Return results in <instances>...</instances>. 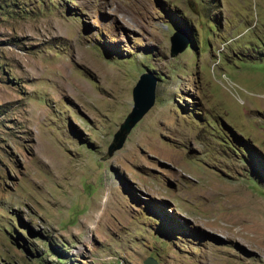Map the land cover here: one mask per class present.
<instances>
[{
  "label": "rangeland",
  "instance_id": "obj_1",
  "mask_svg": "<svg viewBox=\"0 0 264 264\" xmlns=\"http://www.w3.org/2000/svg\"><path fill=\"white\" fill-rule=\"evenodd\" d=\"M146 259L264 264V0H0V264Z\"/></svg>",
  "mask_w": 264,
  "mask_h": 264
},
{
  "label": "water",
  "instance_id": "obj_2",
  "mask_svg": "<svg viewBox=\"0 0 264 264\" xmlns=\"http://www.w3.org/2000/svg\"><path fill=\"white\" fill-rule=\"evenodd\" d=\"M171 49L170 56L175 57L182 53L188 46V42L184 41L182 34L176 31L170 38ZM157 79L151 73H143L139 76L136 84L132 89L133 105L130 113L120 124L119 129L113 135L112 143L109 145L108 151L111 155L114 151L122 148L128 135L143 116L153 107L155 102V89ZM143 264H156L150 259H146Z\"/></svg>",
  "mask_w": 264,
  "mask_h": 264
},
{
  "label": "bare ground",
  "instance_id": "obj_3",
  "mask_svg": "<svg viewBox=\"0 0 264 264\" xmlns=\"http://www.w3.org/2000/svg\"><path fill=\"white\" fill-rule=\"evenodd\" d=\"M223 230H224V229H223ZM240 231H241V229H240ZM227 233H229V234H230V230H228V229H227ZM240 233H241V232H240ZM238 236H239V235H238ZM239 237H240V236H239ZM243 239H244V238H243Z\"/></svg>",
  "mask_w": 264,
  "mask_h": 264
}]
</instances>
